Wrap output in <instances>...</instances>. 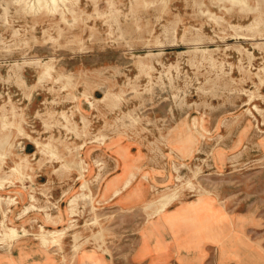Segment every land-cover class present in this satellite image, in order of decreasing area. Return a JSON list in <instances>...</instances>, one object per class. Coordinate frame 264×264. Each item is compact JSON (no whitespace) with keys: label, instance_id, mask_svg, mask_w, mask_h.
<instances>
[{"label":"rangeland","instance_id":"obj_1","mask_svg":"<svg viewBox=\"0 0 264 264\" xmlns=\"http://www.w3.org/2000/svg\"><path fill=\"white\" fill-rule=\"evenodd\" d=\"M66 2L0 0V204L19 240L0 227V264H136L181 202L170 241L189 260L171 264H264V0ZM124 161L146 201L182 197L153 217L105 203ZM42 227L67 229L61 247Z\"/></svg>","mask_w":264,"mask_h":264},{"label":"bare ground","instance_id":"obj_2","mask_svg":"<svg viewBox=\"0 0 264 264\" xmlns=\"http://www.w3.org/2000/svg\"><path fill=\"white\" fill-rule=\"evenodd\" d=\"M233 1L234 2H240V0H233ZM16 2L18 4H20L21 8H23V9H25V8L29 9L31 7V9L33 10V13L44 14V12H47L48 10H49V12H51V11L52 12L53 11H60L59 10V5H60L59 2H62V4L65 3V7H67V11H73L70 7H68L66 0H34V2H32L31 0L30 1L29 0H16ZM39 144L40 143H38V145ZM121 147H122V152L120 153V155L125 160V159L128 158L130 153L128 151V147H123V146H121ZM49 151H51V150H49ZM78 163H81V162H78ZM86 166H87L86 164H83V166L80 167L79 179H82L84 177L85 169H87ZM121 168H122L121 174L116 175L115 177L110 179L107 182V184H106V193H107V191H110V190L113 189V194L110 197V199L106 198L107 197L106 194H105V196H103L105 203H108L115 196L121 197L122 193L124 191H127L126 195L123 198L129 199V200H133L135 198L134 199L135 201L140 200V198H142L140 203L144 205V208L146 210L150 211L149 215L151 217H153L154 215L161 214V213H164L165 211H168V209L172 205H174L178 200H180V198L182 197V191L180 189H176V190H173V191H170V192H166V193L162 194L161 196H159L156 199H152V200L146 201L145 197H144V194L146 192L144 190H142L139 187H136V188H132L131 187L132 183H133V181H134V179L136 177V172H134L133 169H132L133 166L130 165L128 162L124 161V163L122 164ZM13 170H16V169L13 168ZM88 184H89V182L84 180L83 183L80 185V193H78L76 196H74V197L69 199V205H68V208H67L69 216L74 217V214L77 213L76 208H77V204H78V201L80 200V198L88 197V196L93 198L92 193L91 192L90 193L87 192V188L89 187ZM1 199L2 198L0 196V200ZM180 204L182 205V207H179V211H182V210H184L186 205H184L185 204L184 202H181ZM214 206H216V205H215V202H213V201H211V203H207V209L208 210L209 209L213 210ZM0 208H1L0 210L2 211V214H3V217H4V219L0 221V227L2 228V230L4 232V234H3L2 238H1V241L7 240V241L12 242V243L15 242V241H19V240L15 239V236L17 235V232H18L16 226H11V225H8V224L5 223V220H6L5 218L7 217V212L5 211V209L3 208V206L1 204H0ZM93 208H95V205H93ZM176 213L177 212H173L171 214L170 213H166V215H165V220H167L168 224L171 227L174 226V224L177 221L175 218H172L175 215L178 216L177 215L178 213L177 214ZM47 216H50V214H47ZM217 219H218V216L209 214V215H207L204 218V222L206 224H210L211 225ZM66 230H67L66 228H64V229H55V230H46V229H44V227H42V233H41L42 243L44 245L50 244V245H57V246L61 247L62 242H63V237L65 236ZM182 233H184V232H182ZM79 241H80L79 236L75 235L74 236V242H75L74 248L80 247L82 245V243L78 244ZM147 248H151V246L148 244ZM182 249H183V251H188L183 246H182ZM83 256H84V258H82V259H91V260H89V264H102L103 263L102 262L103 258H100L96 254L88 255V254L85 253Z\"/></svg>","mask_w":264,"mask_h":264},{"label":"crops","instance_id":"obj_3","mask_svg":"<svg viewBox=\"0 0 264 264\" xmlns=\"http://www.w3.org/2000/svg\"><path fill=\"white\" fill-rule=\"evenodd\" d=\"M103 196H105L106 194V198L110 199V197L113 194V189L110 191H107L106 193V185L104 186L103 190H102ZM127 191H124L121 195L120 198L116 199L118 200L117 205L119 207H121L122 209H129V208H134V207H138L141 205V203H129V202H125L122 200V198L126 195ZM135 199V198H134ZM133 199V201H134ZM112 202V201H111ZM180 207V205L178 206H172L169 209V212H174L176 211L178 208ZM162 227H160L161 233L164 236V240L160 239L163 241V243L161 242V247H157V238L158 235H154L153 237L150 238L149 240V245L151 246V249L144 252L142 245H143V238L141 236V239L137 245L133 260L136 264H171L173 261H177V255H180V257L178 256V260H181L182 262H185L186 260H189V257L186 258L184 255L179 254L176 252V248L174 246V244L170 241L171 240V229L169 224H166L164 221H161ZM186 226H183V228H185ZM158 234V233H157ZM167 242H169L167 244ZM165 243V245H163ZM167 244V246H166ZM203 245V243H202ZM164 246V248H162ZM143 251V252H142ZM191 260V259H190Z\"/></svg>","mask_w":264,"mask_h":264}]
</instances>
